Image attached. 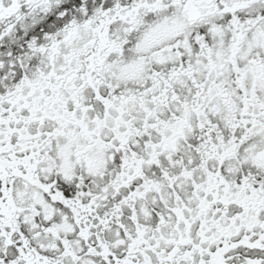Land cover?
<instances>
[{"label":"snow or ice","instance_id":"obj_1","mask_svg":"<svg viewBox=\"0 0 264 264\" xmlns=\"http://www.w3.org/2000/svg\"><path fill=\"white\" fill-rule=\"evenodd\" d=\"M0 264H264V0H0Z\"/></svg>","mask_w":264,"mask_h":264}]
</instances>
